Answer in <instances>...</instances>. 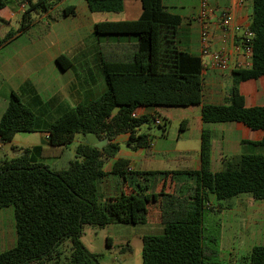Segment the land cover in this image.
Masks as SVG:
<instances>
[{
    "label": "trees",
    "instance_id": "trees-1",
    "mask_svg": "<svg viewBox=\"0 0 264 264\" xmlns=\"http://www.w3.org/2000/svg\"><path fill=\"white\" fill-rule=\"evenodd\" d=\"M62 1L18 0L24 5L20 25L0 38V47ZM123 1L85 0L93 12H120ZM4 6L5 0H0V10ZM142 7L134 21L94 25L98 35H126L135 40L101 44L105 93L70 109L47 128L49 145L58 152L57 159L79 134H92L97 141L107 140V144L102 149L79 144L75 159L61 169L31 157L37 149L44 159L41 147L20 149L11 158H0V209L13 207L16 232V244L0 253V264H63L59 248L65 241L71 249L66 264H99V255L81 242L83 228L115 223L143 225L150 205L159 209L163 232L142 237V264H221L220 223L210 228L205 218L206 212L217 214L209 206L210 196L218 202L242 194L253 201L264 199V154L231 157L224 161L222 170L212 172L211 134L203 129L199 170L134 171L127 160L118 158L110 173L121 179L123 189L99 202V183L107 175L105 163L119 150L114 138L128 134L130 149L148 148L150 135L139 130L153 124L165 137L171 111L180 114V110L201 106L204 124L239 122L264 133V106L245 107L238 91L241 81L264 75V0H251L252 66L233 72L232 94L229 103L222 106L202 104L201 59L177 45L181 18L169 13L161 0H142ZM73 10L65 8L62 16ZM62 59H57L59 64ZM141 108L152 113L139 114ZM187 124L186 118L180 120L179 133ZM35 131L33 112L12 93L0 118V143H11L17 133ZM258 145L264 147V135ZM158 179L163 181L160 190L155 188ZM167 179L172 186L165 191ZM121 251H130L129 245ZM248 259L250 264H264V246H254Z\"/></svg>",
    "mask_w": 264,
    "mask_h": 264
},
{
    "label": "crops",
    "instance_id": "crops-1",
    "mask_svg": "<svg viewBox=\"0 0 264 264\" xmlns=\"http://www.w3.org/2000/svg\"><path fill=\"white\" fill-rule=\"evenodd\" d=\"M166 10L181 18L177 31L179 49L200 57V32L202 29L203 1H206V22L211 32V49H224L230 59L227 71L207 68L202 71L203 105L222 106L229 103L234 75L233 62L238 58L234 46L243 31L249 28L252 14L251 2L240 0H161ZM73 7V13L62 16L65 8ZM227 11L230 26L220 27L221 14ZM143 11L142 0H124L120 12L90 11L85 0H64L39 18L27 30L16 34L6 45L0 47V118L9 98L15 93L35 116V132L41 137L44 159L35 149L31 157L36 161L54 165L58 152L51 150L47 128L56 119L79 104L99 98L107 87L101 67L100 46L103 43H126L133 36L98 35L94 25L103 22H129L139 18ZM24 5L18 0H5L0 10V38L15 31L20 25ZM63 57L61 64L57 59ZM207 60V59H204ZM239 94L245 107L264 106V75L241 81ZM169 112L170 129L165 137L150 135L148 148L132 150L127 145L128 134L117 135L113 142L119 146L116 155L108 159L104 170L107 175L99 183V193L105 198L118 195L123 189L122 181L110 173L118 158L129 162L136 171L172 172L200 169V143L203 129L211 134L210 169L218 172L224 161L245 154H264L258 145L263 138L262 130H250L239 122L204 124L201 106ZM139 114H151L141 108ZM177 114V115H175ZM182 118L187 127L179 133ZM144 125L139 133H145ZM178 129V130H177ZM183 142V144H179ZM18 151L15 152V154ZM167 182L170 180L167 179ZM163 182V181H162ZM104 198V199H105ZM210 203L217 212L220 223L221 264H250L249 254L254 246H264V199L253 201L242 194L229 201L218 202L210 196ZM144 225V224H143ZM155 230L163 232L160 212L150 205L147 222ZM108 244H111L107 240ZM16 244L13 207L0 209V253Z\"/></svg>",
    "mask_w": 264,
    "mask_h": 264
},
{
    "label": "rangeland",
    "instance_id": "rangeland-1",
    "mask_svg": "<svg viewBox=\"0 0 264 264\" xmlns=\"http://www.w3.org/2000/svg\"><path fill=\"white\" fill-rule=\"evenodd\" d=\"M145 131H148L154 136H158L160 133V129L153 124H150V127L146 128ZM97 143L96 136L92 134L76 135L73 142L63 151L61 158L57 160L54 165H49L54 169L64 168L70 161L75 159V149L79 144L95 145ZM179 144L182 145L183 142ZM35 145H42L41 137L38 132L17 133L14 135L11 143L1 144L0 158H11L15 155L16 151L25 148L32 149ZM150 186H152V183ZM171 186L172 183L166 181L165 191L171 190ZM155 188L157 190L163 188L161 179L157 180ZM104 198L105 197L99 193V202L104 201ZM221 202L224 203V201ZM210 207H213L211 203ZM205 218L208 226L213 228L219 217L206 212ZM157 234H160L159 230H155L151 228V226L145 224L125 225L115 223L104 228L85 226L82 231L81 242L91 253L99 255V264H142V237L145 235ZM107 240H109L111 244H108ZM126 244L129 245L130 251H121L122 248L126 247ZM59 251L60 262L66 264L71 252L69 241L63 242Z\"/></svg>",
    "mask_w": 264,
    "mask_h": 264
},
{
    "label": "built area",
    "instance_id": "built-area-1",
    "mask_svg": "<svg viewBox=\"0 0 264 264\" xmlns=\"http://www.w3.org/2000/svg\"><path fill=\"white\" fill-rule=\"evenodd\" d=\"M246 1L251 2V0H240L241 3H245ZM203 7L204 10L201 19L203 25L200 32V59L202 63V71L206 70L208 67L218 71H227L230 67V59L227 52L224 49H211V32L208 28L206 17H204L206 15L207 8L206 1H203ZM229 26L230 16L228 12L224 10L221 14L220 27L226 29ZM252 37L253 33L249 28L245 29L242 35L239 37L238 44L234 46V52L236 53L238 58L234 60L232 64L233 70L236 71L251 68L253 52L250 42L252 40ZM134 115L135 114H133V116ZM155 123L158 124V121H156Z\"/></svg>",
    "mask_w": 264,
    "mask_h": 264
},
{
    "label": "water",
    "instance_id": "water-1",
    "mask_svg": "<svg viewBox=\"0 0 264 264\" xmlns=\"http://www.w3.org/2000/svg\"><path fill=\"white\" fill-rule=\"evenodd\" d=\"M107 143V140H101V141H98L97 144H95L94 146L98 149H102Z\"/></svg>",
    "mask_w": 264,
    "mask_h": 264
}]
</instances>
